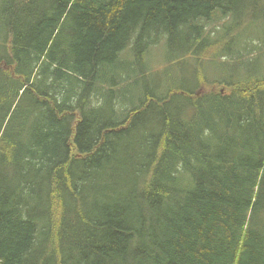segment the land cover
Masks as SVG:
<instances>
[{"label":"trees","instance_id":"16d2710c","mask_svg":"<svg viewBox=\"0 0 264 264\" xmlns=\"http://www.w3.org/2000/svg\"><path fill=\"white\" fill-rule=\"evenodd\" d=\"M249 17L264 0H0V264H264ZM161 41L225 74L176 85Z\"/></svg>","mask_w":264,"mask_h":264},{"label":"rangeland","instance_id":"374dc122","mask_svg":"<svg viewBox=\"0 0 264 264\" xmlns=\"http://www.w3.org/2000/svg\"><path fill=\"white\" fill-rule=\"evenodd\" d=\"M249 8H254V4L250 3L248 4ZM246 9L242 10L241 13H245ZM240 17V16H239ZM231 21V18L229 16H225L223 18H216L213 21L206 23L208 30H214V33L212 36H217L218 34L222 33L223 26ZM231 24L234 23L232 20L230 22ZM237 23L243 24L244 27H246L244 31V36L251 35V36H258L263 38L264 33V24L262 22H257L254 17H249L247 19H242V23H240L239 20H237ZM206 30V28H205ZM207 31V30H206ZM254 40V38H253ZM249 43L250 39L248 40ZM257 42V41H256ZM130 46H128L127 50H124L120 57L122 59L126 60L127 64H130L135 61V58H127L128 57V49ZM208 49L210 50V53H213L214 50H217V47L209 46L207 43L204 44L203 47L200 48V51ZM200 53V52H199ZM178 53L172 52L170 49L166 50L165 42L161 41L158 44H155L151 48V53L146 55V63L148 65V68L150 70H159L161 73H164V71H161V68L165 66L167 70H170L172 73V80L176 83V85H179L180 82L185 83V89L188 91L195 92L197 87V79L200 81H203L204 78L209 82L213 83L215 80H217L220 76H223L225 72L223 69L225 67L221 63L213 62V63H206L204 66V73L201 70L202 73H199L198 67L195 65L198 63L196 60L194 61V55L189 53L186 55V57L177 58ZM203 59H206L204 56H202ZM175 60L176 64H172L171 62L167 64L168 60ZM149 60V62H148ZM258 60V61H257ZM222 61V59H221ZM236 62V65L239 64L240 59H236L234 63ZM144 64V65H145ZM232 64V63H231ZM264 64V53H258L257 59L251 63V70L256 68L257 65H263ZM144 65L142 67H144ZM233 65V64H232ZM226 66V65H225ZM198 70V71H196ZM112 70H110L111 72ZM117 71V69L115 70ZM228 74L231 73L230 70H225ZM109 72V73H110ZM237 72V70H235ZM245 72V71H244ZM177 73L179 74L178 77H180V80H176ZM206 89H209V85L203 84L200 88V92L204 93Z\"/></svg>","mask_w":264,"mask_h":264},{"label":"bare ground","instance_id":"6f19581e","mask_svg":"<svg viewBox=\"0 0 264 264\" xmlns=\"http://www.w3.org/2000/svg\"><path fill=\"white\" fill-rule=\"evenodd\" d=\"M56 47V46H55Z\"/></svg>","mask_w":264,"mask_h":264}]
</instances>
